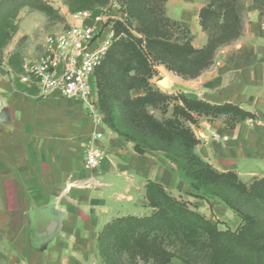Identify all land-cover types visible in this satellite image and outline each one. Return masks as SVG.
<instances>
[{
	"label": "crops",
	"instance_id": "obj_1",
	"mask_svg": "<svg viewBox=\"0 0 264 264\" xmlns=\"http://www.w3.org/2000/svg\"><path fill=\"white\" fill-rule=\"evenodd\" d=\"M242 33L219 48L199 76L173 73L160 89L210 105L230 104L252 115L233 125L225 116H201L189 125L194 154L218 173L242 183L264 177V12L242 0ZM203 0H167L165 15L185 27L200 49ZM78 21L76 25L89 24ZM25 28V26H24ZM25 34V33H22ZM18 85V86H17ZM10 81L0 69V264H101L97 238L119 217L140 216L148 182L179 194L184 183L159 152L138 154L134 145L96 125L85 106L58 95L43 98L31 85ZM106 156L96 170L84 167L87 139ZM206 218L235 230L241 220L215 200L187 199Z\"/></svg>",
	"mask_w": 264,
	"mask_h": 264
},
{
	"label": "trees",
	"instance_id": "obj_2",
	"mask_svg": "<svg viewBox=\"0 0 264 264\" xmlns=\"http://www.w3.org/2000/svg\"><path fill=\"white\" fill-rule=\"evenodd\" d=\"M122 1L129 16L139 24L138 32L143 39L132 36H128V40L116 39L95 71L98 105L105 116L104 124L125 141L133 140L134 151L138 154H144L145 149L134 142L136 138L131 136L132 133L146 135L162 143L163 148L151 150H160L169 162L168 150L177 148L185 154L189 171L187 177L176 173L180 179L191 181L193 177L202 185L219 183L238 190L250 199L264 202V177L242 183L233 173L216 172L194 154L193 149L198 142L189 127L195 125L201 116L212 119L229 116L230 120L226 122L233 125L252 118V115L234 105H210L188 100L180 94L173 97L147 85L150 78L149 58L184 79L195 78L208 69L215 52L241 36L242 0H204L199 24L207 34V43L200 49L192 46L186 28L161 13L160 5L164 6L167 0ZM254 2L263 13L264 0ZM116 24L114 31L118 37ZM167 27L185 31L189 37L173 39L165 29ZM143 48L148 52L145 53ZM108 68H113L110 74L106 72ZM136 89L144 93L132 97L130 92ZM167 100L178 102L173 106L171 118L160 121L146 111ZM153 192L164 202V211L159 210L142 218L131 215L115 218L101 230L97 249L105 264V241H111V248L116 250L126 245L133 258L139 255L146 258L148 253V258H152V253L159 255L160 247L167 241L175 248V253L184 251L183 255H178L183 264H264V217L243 215L229 206L241 222L233 231L220 230L216 222L190 209L187 203L175 200L160 184L148 182L144 199L149 201ZM155 242L157 247H154Z\"/></svg>",
	"mask_w": 264,
	"mask_h": 264
},
{
	"label": "rangeland",
	"instance_id": "obj_3",
	"mask_svg": "<svg viewBox=\"0 0 264 264\" xmlns=\"http://www.w3.org/2000/svg\"><path fill=\"white\" fill-rule=\"evenodd\" d=\"M160 10L166 17L163 4L160 5ZM80 11H100L107 14L111 21L117 22L116 25L119 28L117 41L122 39L128 40V36L143 39V36L138 32L140 28L139 24L134 18L129 16L127 6L122 0H0V69L2 73L14 84L26 86L27 84L20 82V77L23 74L22 64L24 60L40 57L44 51L43 44L45 39L48 36L64 31L71 25H75L77 19L74 15ZM165 29L172 34L173 39L189 37L185 31L177 28L167 27ZM142 47H144V43ZM143 51L145 53L148 52L146 48H143ZM148 67L150 74L147 82L148 87L162 92L159 86L160 82L163 79L166 80L168 73L173 72L167 70L163 65H156L151 58H149ZM107 70L106 72L110 74L113 68H108ZM161 88L163 87L161 86ZM143 93L144 91L136 89L131 91L130 95L137 97ZM162 93L169 95L166 92ZM169 96L175 97L174 94ZM175 105H178L177 101L167 100L164 104H159L155 108H148L146 111L155 119L162 121L172 117L173 106ZM101 114L104 121L105 116L102 112ZM225 117L226 121L230 120L229 116ZM131 136L136 138L134 142H137L141 148H144L145 153L159 152L165 157V154L160 150H151L163 148L162 143L149 136H142V134L132 133ZM131 143L134 145L133 140ZM167 155L170 158V162L166 159L168 166L175 174L177 173L182 177L189 174L185 154L177 150V148H170ZM181 180L186 185H182V188H180L182 189L179 191L180 195L177 193H166L179 202L187 203L192 210L196 209L187 201L189 197L206 201L208 199L215 200L220 205L228 209L232 207L243 215L264 217V202L250 199L236 189H229V187H224L219 183L202 185L193 177L191 181L186 178ZM150 203L154 207H151ZM144 204L148 205L145 206L147 212L136 217L142 218L156 211L165 210L164 202L155 192L152 193L149 201L144 199ZM218 216L220 220L216 219L215 215H212L213 219L210 220L216 222L219 228L226 227L227 223L224 222L219 213ZM109 243L111 241L103 243V253L107 258H105L106 264H183L178 255L179 253L183 255L184 251L175 253V248L172 244L167 243V241L164 242L165 244L162 248L160 247L159 255L157 253L153 255L152 250H150L152 258L147 257L149 253L146 258L140 255L133 258L130 255L129 248L125 244L123 249L119 248L116 250L112 249ZM157 244L155 242L154 247H157ZM100 263L105 264L101 256Z\"/></svg>",
	"mask_w": 264,
	"mask_h": 264
},
{
	"label": "built area",
	"instance_id": "obj_4",
	"mask_svg": "<svg viewBox=\"0 0 264 264\" xmlns=\"http://www.w3.org/2000/svg\"><path fill=\"white\" fill-rule=\"evenodd\" d=\"M78 21L89 24L71 25L64 31L48 36L43 54L24 60L20 82L36 88L43 97L58 95L82 103L96 125L103 124L99 110L95 71L117 39L114 21L100 11L75 13ZM101 133L87 139L84 167L96 170L106 154L95 146Z\"/></svg>",
	"mask_w": 264,
	"mask_h": 264
},
{
	"label": "water",
	"instance_id": "obj_5",
	"mask_svg": "<svg viewBox=\"0 0 264 264\" xmlns=\"http://www.w3.org/2000/svg\"><path fill=\"white\" fill-rule=\"evenodd\" d=\"M165 84H166V80L163 79V80L160 82L159 86H165Z\"/></svg>",
	"mask_w": 264,
	"mask_h": 264
}]
</instances>
